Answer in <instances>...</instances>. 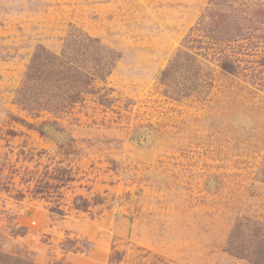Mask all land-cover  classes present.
<instances>
[{
  "label": "rangeland",
  "instance_id": "rangeland-1",
  "mask_svg": "<svg viewBox=\"0 0 264 264\" xmlns=\"http://www.w3.org/2000/svg\"><path fill=\"white\" fill-rule=\"evenodd\" d=\"M257 10L264 0H0V264H249L224 245L237 217L264 222ZM73 32L119 56L97 93L60 113L16 104L36 48L59 55ZM179 51L209 78L199 97L157 81ZM43 123L45 137L29 128Z\"/></svg>",
  "mask_w": 264,
  "mask_h": 264
},
{
  "label": "trees",
  "instance_id": "trees-1",
  "mask_svg": "<svg viewBox=\"0 0 264 264\" xmlns=\"http://www.w3.org/2000/svg\"><path fill=\"white\" fill-rule=\"evenodd\" d=\"M263 18L264 13L257 10L253 15V22L261 23ZM118 59L119 56L100 45L98 39L79 32L67 36L59 55L38 46L30 58L21 87L15 94V102L28 112H64L83 95L96 94L93 82H104ZM220 66L226 74L235 73V68L229 61L222 62ZM203 70L201 63L193 55L179 51L166 68L158 73L157 81L163 86L165 96L173 100L188 98L192 94L199 97L210 85ZM100 103L106 104L104 101ZM52 124L30 125L29 128L45 137L48 130H53ZM65 139L67 137L59 135L56 143L62 146L65 142L62 144L60 141ZM260 174L264 183V163ZM98 200H94L93 204H100ZM89 204L81 198L74 200L77 210L86 211ZM50 215L60 218L62 213L52 209ZM224 251L249 264H264V222L248 216L237 217L226 238ZM14 262L22 264L19 259Z\"/></svg>",
  "mask_w": 264,
  "mask_h": 264
}]
</instances>
